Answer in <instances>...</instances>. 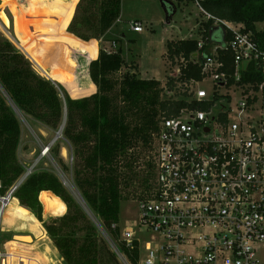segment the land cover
<instances>
[{
  "label": "trees",
  "instance_id": "16d2710c",
  "mask_svg": "<svg viewBox=\"0 0 264 264\" xmlns=\"http://www.w3.org/2000/svg\"><path fill=\"white\" fill-rule=\"evenodd\" d=\"M204 7L216 19L243 24V32H253L256 43L264 49V29H257V23H264V0H206ZM121 12L122 0H80L66 29L84 43L101 39ZM85 29L91 32L86 33ZM199 30L200 38L167 42V55L171 61L177 60V80L181 82L202 81V65L194 62L193 56L211 54L215 45L225 46L234 38V33L215 24V19L201 22ZM201 40L202 50L198 45ZM218 52L224 62L221 71L233 74V51L219 48ZM89 53L72 54L63 70L54 56L51 60L38 59L55 71L56 80L65 85L73 98L64 86L39 75L17 47L0 36V194L5 195L25 172L18 158L21 125L14 106L55 130L66 118L63 132L79 162L75 172L77 186L88 207L111 229L113 223L120 221L125 199L122 186L128 187L138 176L131 165L132 149L139 142L151 141L160 116L172 117L185 107L207 105L188 103L185 98L163 99V84L156 78L142 79L135 72L117 76L126 63L121 46L111 52L104 48L98 52L96 48ZM81 58L86 59L85 64L81 65L77 81L72 82L70 74ZM260 77L251 63L243 80ZM174 82L170 79L169 88H174ZM183 95L187 97V92ZM144 183L149 189L148 179ZM13 199L16 207L8 209L5 217L10 224L6 230L16 233L8 244L9 250L20 243L18 240L24 245L32 243L35 230L42 232V222L45 231L41 237L50 236L65 264H121L116 254L101 244L96 227L56 174L47 170L32 173L19 185ZM54 214L60 216L45 220ZM76 229L85 232L81 241L75 235ZM124 250L133 264H139L137 249Z\"/></svg>",
  "mask_w": 264,
  "mask_h": 264
},
{
  "label": "built area",
  "instance_id": "2783aa9c",
  "mask_svg": "<svg viewBox=\"0 0 264 264\" xmlns=\"http://www.w3.org/2000/svg\"><path fill=\"white\" fill-rule=\"evenodd\" d=\"M171 1L194 5L205 21L215 19L234 38L215 45L211 54L193 56L202 65V81L181 82L191 87L181 98L207 106L158 118L151 139L153 175L138 201V219L123 228L113 223L110 236L100 228L124 264H133L124 247L138 250L139 264H264V49L253 32H243V24L211 15L206 0ZM132 29L142 32V22L134 21ZM198 45L202 50L203 40ZM219 48L233 51V74L221 71ZM251 63L261 77L244 81ZM206 79L213 82L211 91L197 86ZM164 93L171 97L174 91L166 86ZM48 152L49 146L43 155ZM32 173L31 167L0 194V264H37L9 250L2 227L10 200Z\"/></svg>",
  "mask_w": 264,
  "mask_h": 264
},
{
  "label": "rangeland",
  "instance_id": "374dc122",
  "mask_svg": "<svg viewBox=\"0 0 264 264\" xmlns=\"http://www.w3.org/2000/svg\"><path fill=\"white\" fill-rule=\"evenodd\" d=\"M79 1L0 0V36L8 38L25 55L39 75L64 86L68 92L69 90L65 85L56 80L55 71L42 64L38 60L39 58L51 60L54 56L55 63L60 70H63L67 67L72 54L88 52L87 55H90L89 52L96 48L98 52L101 48L115 51L121 46L124 50L126 63L117 76L121 77L126 72H135L142 79H160L164 87L163 90L166 86L169 88L167 83L173 79L175 81L172 89L174 94L170 97L168 93H164L162 98L185 97L183 92L191 87L182 85L181 81L177 80L179 65H177V60L171 61L168 57L167 42L202 36L199 26L201 22H205V19L194 5L179 4L172 1L177 7V13L171 23L168 24L161 0H122L121 16L106 35L101 39L86 40L84 43L83 39L71 34L66 29ZM136 20L142 22L144 27L142 32H135L132 29L133 22ZM257 29L263 30L264 23H257ZM84 31L86 33L91 32L88 29ZM114 42L116 46H113ZM81 56L78 55V57ZM85 60L83 58L77 60V66L69 78L72 82L77 81L79 71L82 69L81 65L85 64ZM197 86L211 91L213 82L211 79H206ZM1 92L7 98V94L3 90ZM69 93L73 97L72 93ZM14 108L21 125L18 158L24 167V174L31 167L33 173L47 170L56 174L96 227V234L101 244L103 242L115 253L107 237V234L110 236L112 232L103 220L88 207L77 186L75 172L79 162L71 142L64 135V128L61 130L62 126L65 127L66 118H64L60 128L55 130L42 121L25 114L15 106ZM59 131H61L60 137L56 138ZM48 146L49 152L43 155L44 149ZM63 148L66 149V154H63ZM132 155L131 165L138 176L128 187L122 186L125 198L120 208L122 228L127 222L138 219V201L149 190L145 189L144 181L148 179L147 184L150 185L153 175V167H149V164L152 165L151 141L148 144L139 142L132 149ZM12 207H16L14 199L10 201L8 209ZM59 216L58 214L53 215L55 218ZM5 217L6 214L2 227L8 229L10 224ZM53 217H49L47 220H52ZM40 223V230L44 232L43 223ZM16 224L18 223H14V225ZM100 225L104 227L107 234L100 228ZM42 232L35 230L33 242L30 244L24 245L23 241H16L22 245L19 243L12 248V251L15 254L30 258V261H35L37 264H65L50 236L41 237ZM15 234V232L7 230L4 235L5 242H12ZM84 234V231L76 229L75 235L80 241ZM139 235L142 236L141 233ZM116 256L119 262L124 264V261L118 255ZM28 263L26 261V264Z\"/></svg>",
  "mask_w": 264,
  "mask_h": 264
},
{
  "label": "water",
  "instance_id": "95a60500",
  "mask_svg": "<svg viewBox=\"0 0 264 264\" xmlns=\"http://www.w3.org/2000/svg\"><path fill=\"white\" fill-rule=\"evenodd\" d=\"M162 2V7H163V10L166 14V22L168 24L171 23L172 19L174 18L175 14L177 13V7L174 5V3L172 1H168V0H161ZM196 55V54H195ZM64 128V126L61 127V130ZM60 132L59 131L57 133V136L56 138L60 137Z\"/></svg>",
  "mask_w": 264,
  "mask_h": 264
},
{
  "label": "bare ground",
  "instance_id": "6f19581e",
  "mask_svg": "<svg viewBox=\"0 0 264 264\" xmlns=\"http://www.w3.org/2000/svg\"><path fill=\"white\" fill-rule=\"evenodd\" d=\"M63 151H64L63 154H66V149L63 148ZM12 199H13V198H12ZM12 199H11V200H12ZM11 200H10V201H11ZM9 203H10V202H9ZM8 206H9V204H8ZM7 210H8V207H7Z\"/></svg>",
  "mask_w": 264,
  "mask_h": 264
},
{
  "label": "crops",
  "instance_id": "0c3cea01",
  "mask_svg": "<svg viewBox=\"0 0 264 264\" xmlns=\"http://www.w3.org/2000/svg\"><path fill=\"white\" fill-rule=\"evenodd\" d=\"M173 20V19H172ZM184 39V38H183ZM158 80H160V79H158ZM161 81V80H160ZM94 83V82H93ZM50 192V191H49ZM53 217V216H52ZM44 218H45V216H44ZM45 220H47V218H45Z\"/></svg>",
  "mask_w": 264,
  "mask_h": 264
}]
</instances>
